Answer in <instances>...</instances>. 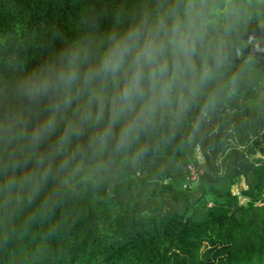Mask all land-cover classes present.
Masks as SVG:
<instances>
[{
  "label": "trees",
  "instance_id": "trees-1",
  "mask_svg": "<svg viewBox=\"0 0 264 264\" xmlns=\"http://www.w3.org/2000/svg\"><path fill=\"white\" fill-rule=\"evenodd\" d=\"M134 4L0 0V73L45 61L54 34L76 38L86 16L121 28ZM233 5L218 28L227 75L241 76L227 106L138 166L68 187L57 177L31 202L0 175V264H264V0Z\"/></svg>",
  "mask_w": 264,
  "mask_h": 264
},
{
  "label": "clouds",
  "instance_id": "clouds-1",
  "mask_svg": "<svg viewBox=\"0 0 264 264\" xmlns=\"http://www.w3.org/2000/svg\"><path fill=\"white\" fill-rule=\"evenodd\" d=\"M233 12V0H135L119 29L89 15L76 38L57 31L40 64L5 61L14 74L0 73L4 187L31 202L57 177L68 187L138 166L186 124L200 133L240 85L218 31Z\"/></svg>",
  "mask_w": 264,
  "mask_h": 264
},
{
  "label": "rangeland",
  "instance_id": "rangeland-1",
  "mask_svg": "<svg viewBox=\"0 0 264 264\" xmlns=\"http://www.w3.org/2000/svg\"><path fill=\"white\" fill-rule=\"evenodd\" d=\"M264 28V27H263ZM201 158V157H200ZM235 191L238 192L241 190L240 184H237L235 187Z\"/></svg>",
  "mask_w": 264,
  "mask_h": 264
},
{
  "label": "built area",
  "instance_id": "built-area-1",
  "mask_svg": "<svg viewBox=\"0 0 264 264\" xmlns=\"http://www.w3.org/2000/svg\"><path fill=\"white\" fill-rule=\"evenodd\" d=\"M196 178V177H195Z\"/></svg>",
  "mask_w": 264,
  "mask_h": 264
}]
</instances>
